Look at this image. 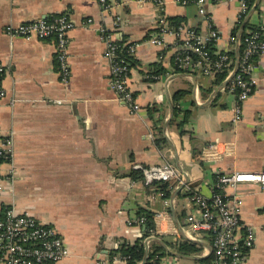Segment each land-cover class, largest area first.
<instances>
[{"label":"crops","instance_id":"0c3cea01","mask_svg":"<svg viewBox=\"0 0 264 264\" xmlns=\"http://www.w3.org/2000/svg\"><path fill=\"white\" fill-rule=\"evenodd\" d=\"M164 1L168 31L156 44L150 37L158 9L151 0H0V84L6 90L0 99V145L8 142L13 148L12 164H0V203L55 227L69 254L47 264H127L113 252L141 236V224L128 223L141 209L154 213L155 233L149 236L161 241L144 240L148 251L160 247L154 264H208L202 260L211 253L205 245L198 243V254H183L169 244L190 236L185 218L194 210L191 189L210 196L216 174L264 170V53L253 60V91L234 120L235 94L226 88L228 82L221 86L226 77L215 84V76L181 70L174 60L184 35L179 26L207 29L195 0ZM255 4L242 20L262 26L264 0L252 10ZM205 8L219 33L215 51L233 50L235 58L240 0H206ZM60 14L74 22L66 84L57 71L54 37L13 36L5 30ZM170 18L179 26H170ZM106 34L137 44L129 66V86L140 105L136 111L111 87ZM153 64L164 72L153 76ZM178 90L185 91L179 107L189 111L180 127L172 123L173 112L169 118ZM209 144L217 146L215 158L203 157ZM163 161L180 173L164 197L143 177L131 176L133 164ZM224 191L240 196L241 221L254 232L242 264H264V193L252 182Z\"/></svg>","mask_w":264,"mask_h":264},{"label":"built area","instance_id":"2783aa9c","mask_svg":"<svg viewBox=\"0 0 264 264\" xmlns=\"http://www.w3.org/2000/svg\"><path fill=\"white\" fill-rule=\"evenodd\" d=\"M104 1V0H101ZM143 2L144 0H139ZM157 7V29L150 37L156 44L163 43V35L168 31V21L163 13L164 0H151ZM187 3L188 0H177ZM206 0H195L197 11L204 16L207 22L205 32L193 28L183 29L184 33L180 43V49L175 52L174 60L177 67L187 72L200 73L214 77L231 66L228 74L233 70L234 56L230 50L217 52L212 50L219 37L218 30L213 26L210 14L206 12ZM239 19L245 16L249 10L246 0H240ZM119 17L115 23L118 24ZM74 22L64 14L52 18H38L21 22L17 25H7V34L13 36H36L38 38L54 37L56 41L57 71L62 83L66 84L70 79V67L68 64V32L73 28ZM245 45L240 54L236 71L232 78L231 90L235 94L234 120L241 117V102L249 97L253 91V60L264 53V25L257 29L247 28ZM106 56L109 61L111 74V87L118 97L126 102L131 110L136 111L140 105L129 86V62L119 56L118 51L127 46L129 55L136 49V43L115 41L110 34L105 35ZM3 70L0 63V73ZM227 74V75H228ZM226 75V76H227ZM6 95V90L0 84V99ZM14 98H11V102ZM61 99H56L60 103ZM228 145V144H227ZM231 144H229L230 147ZM217 155L216 144H209L204 150L203 157L215 158ZM13 148L7 142L0 145V164L8 162L12 164ZM133 168L140 170L143 181L151 185L154 181L171 182L180 181L178 169L170 161H163L156 165L133 164ZM13 176V165L8 169ZM0 176V192L3 189ZM239 182L256 183L264 193V170L239 171L219 173L215 176V182L210 196H205L198 188L191 189V202L194 210L190 211L185 221L190 232L188 239L201 240L209 244L213 258L209 264H242L247 258L249 249L253 246L254 232L251 226L246 225L240 218V196L225 193V187L235 188ZM190 189V188H189ZM159 196H164L162 191H157ZM159 216V214H157ZM143 216L129 220L142 224ZM155 233V231H154ZM151 237H146L147 239ZM145 238V239H146ZM204 248V247H203ZM69 254L62 237L55 227L39 221L26 212L18 211L14 205L0 203V263L2 264H47L58 262Z\"/></svg>","mask_w":264,"mask_h":264},{"label":"trees","instance_id":"16d2710c","mask_svg":"<svg viewBox=\"0 0 264 264\" xmlns=\"http://www.w3.org/2000/svg\"><path fill=\"white\" fill-rule=\"evenodd\" d=\"M249 7L252 6L255 0H246ZM244 17V15H243ZM243 17L240 18L241 20L237 22L233 35H236L239 28L243 25ZM180 24L179 21L174 20L173 18H170L169 20V25L172 27H178ZM245 27L241 33L240 36V45H239V55L242 53L244 45H245V37L248 35L246 33L247 28H252V29H257L258 26H251L249 23L244 24ZM214 46V45H213ZM213 46H210L212 50H215ZM127 46H124L121 50L118 51L119 56L124 58L127 62L132 64L134 60L131 58V56L128 54L126 51ZM230 53L234 56V51L231 50ZM154 65V64H153ZM232 67L229 66L227 69H225L223 72L217 73L215 75V84H219L228 74L230 68ZM154 71H153V76L158 75L159 73L164 72V68L160 65L155 66L154 65ZM157 77V76H156ZM231 86V82L229 81L226 88L229 89ZM238 90L235 89L234 92H237ZM185 93L184 90H178L174 93L173 101H174V111H173V118H172V123H175L178 127L182 126L186 121L187 117L189 114V111H182L181 108L178 105L179 99L183 96ZM180 113H182L181 117ZM131 176L133 178H141L143 177V174L140 170H132L131 171ZM170 182H162V181H154L150 187H153L157 189V191H162L164 193V196L169 195V192L172 188V185L169 184ZM191 195V194H190ZM163 196V197H164ZM138 216H143L144 221L141 224L142 228V234L140 237H138L134 242L129 243V242H124L122 243L117 249L114 250L113 255H116L118 257H121L127 261V264H137L140 260H142L144 253H145V238L148 237L151 234H154L155 231V222H154V213L152 211L146 210V209H141L138 212ZM173 247L177 249L178 252L183 253V254H198L202 246L188 238H180V237H175V239L169 243ZM158 245H153L149 248L148 251V256L146 258V261L144 264H154L155 262L158 261V256L161 254H158L159 250ZM213 258L212 253H210L206 258L202 259L203 261H206L208 264Z\"/></svg>","mask_w":264,"mask_h":264},{"label":"water","instance_id":"95a60500","mask_svg":"<svg viewBox=\"0 0 264 264\" xmlns=\"http://www.w3.org/2000/svg\"><path fill=\"white\" fill-rule=\"evenodd\" d=\"M259 1H260V0H256V4L253 6L252 10L255 9V7H256L257 4L259 3ZM245 22H246V20H245ZM245 22H243V25H242L241 28H240L241 30H240V32L238 33V38H239V39H240L241 31L243 30V27H244ZM239 39H238V40H239ZM239 57H240V55H239V50H238V46H237V49H236V51H235V61H234L233 70H232V72H231L230 74H228V75L226 76V79H225L224 82L221 84V86H223V85H225L227 82H229V80H230V79L232 78V76L234 75V73H235V71H236V68H237V65H238ZM170 108H171V112H170V116H169V118L172 116V112H173L172 104H170ZM179 188H181V186L178 187V190H179ZM150 238H151V239H152V238H153V239H157L159 242H161L156 236H151V237H149L148 239L146 238V243H147V241H148ZM193 241H195V242H197V243H200V244H202V245H205V246L211 251V248H210L209 244H207V243H205V242H202L201 240H197V239H195V240H193ZM174 254H176V255H178V256H180V257H184L182 254H179V253H174ZM147 256H148V247H147V245H146V246H145L144 257H143V259H142V261H141L140 264H143V263L145 262ZM192 258H200V256H192Z\"/></svg>","mask_w":264,"mask_h":264}]
</instances>
